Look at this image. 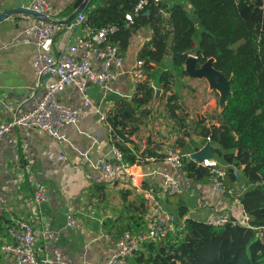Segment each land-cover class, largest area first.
I'll list each match as a JSON object with an SVG mask.
<instances>
[{
  "label": "trees",
  "instance_id": "trees-1",
  "mask_svg": "<svg viewBox=\"0 0 264 264\" xmlns=\"http://www.w3.org/2000/svg\"><path fill=\"white\" fill-rule=\"evenodd\" d=\"M137 1L89 0L83 11L84 26L120 25L108 41L118 46L121 57L137 30L151 31L137 52L145 80L135 86L130 99L118 98L107 111L111 145L130 163L140 164L147 156L164 159V153L152 147L140 149L134 140L144 118L151 114L146 106L155 98L156 89H161L157 100L166 99L163 109L177 127L173 148L185 145V134H196L202 145L211 144L217 158L239 169L237 177L229 172L225 185L235 188L249 226L238 222L215 226L185 217L188 207L178 201L173 213L181 222L177 233L160 242L145 243L128 264H264V0H184L171 4L160 0L151 2L146 8L149 14L143 10L127 27L126 14ZM80 3L76 0L73 5ZM189 54L197 57L198 64L213 57V66L227 78L232 76V81L231 95L222 111L198 113L187 121L177 82L186 76L183 64ZM156 67L167 68L157 74ZM182 161L187 178L207 183L206 167L197 166L190 156H183ZM129 194L127 190L120 193L121 200L127 202L124 211L128 215L125 222L118 216L111 224L107 232L112 238L147 228H137L143 224L137 215L147 210L145 199L137 196L130 201ZM5 219L0 212V229Z\"/></svg>",
  "mask_w": 264,
  "mask_h": 264
},
{
  "label": "crops",
  "instance_id": "crops-1",
  "mask_svg": "<svg viewBox=\"0 0 264 264\" xmlns=\"http://www.w3.org/2000/svg\"><path fill=\"white\" fill-rule=\"evenodd\" d=\"M75 1L46 0L51 7V17L57 21L65 20L83 2L81 0L79 5H73ZM162 1L171 4L176 0ZM30 2L31 0H0V12L10 7L28 6ZM35 19L28 13L12 14L0 23V125L10 121L16 112L32 108L41 95L42 89L37 85L31 65L36 47L23 33ZM84 34L83 24L74 27L70 38L66 32L59 31L53 37L55 54H66L74 39ZM150 34L151 31L141 28L129 38V44L123 53V74L104 97L97 85L85 81L89 99L104 112L114 108L116 100L122 98L121 94H133L135 86L128 71ZM158 68L157 73H160L167 67ZM182 82L186 85L183 86ZM197 84L207 87L203 81L191 79L187 74L177 82L180 103L188 114L187 121L199 113L191 111V102L187 98L188 87L192 86L191 91H194ZM160 94L161 91L158 97ZM60 99L67 106L74 107L81 97L73 87L68 86L61 93ZM165 102V98L157 100L156 97L146 106L152 110L151 114L144 118L145 123L134 137L140 149L152 147L163 153L167 144H175L177 127L163 109ZM186 130L182 128L185 133ZM63 132L67 137L63 144L33 129H22L21 132L12 129L1 138L0 212L6 219L0 229V243L10 221L15 217H25L37 231L44 230L47 233L45 238H40L37 242L38 259L51 254L53 248L58 247L62 257L71 264H103L114 246L112 240L106 239L104 234L109 235L107 231L116 222V217H122L124 222L127 219L128 213L124 211L127 202L120 198L123 190L130 191V201L137 196L138 199H145L147 210L144 214L137 215L143 221L137 227L139 229L143 225L144 229L161 210L176 212L178 201L188 207L185 217L203 221L216 210L234 217L244 214L242 207L234 205L229 196L220 195L213 198V207L195 210L196 199L205 194L207 183H197L187 178L183 168L177 171L183 188L182 194H165L161 189L162 173L168 170V165L164 160H145L154 156L145 157L144 162L135 166L141 191L136 192L126 179L103 180L94 170V165L99 158L110 153V126L107 122H100L95 113L81 118L78 125H66ZM184 140L185 145L176 148L183 156L196 151L195 147L200 149L204 145L200 144L201 137L196 134L187 133ZM60 156H64L63 159ZM217 162L219 163L218 160ZM39 183L45 185L49 200L42 204L40 212H35L31 207V199ZM68 206L74 210L76 223L67 228L65 210ZM0 262L9 263V257L4 256L2 251Z\"/></svg>",
  "mask_w": 264,
  "mask_h": 264
},
{
  "label": "built area",
  "instance_id": "built-area-1",
  "mask_svg": "<svg viewBox=\"0 0 264 264\" xmlns=\"http://www.w3.org/2000/svg\"><path fill=\"white\" fill-rule=\"evenodd\" d=\"M157 1L160 0H138L133 10L126 14L128 21L126 26L128 27L133 17L145 10L151 2ZM28 7L45 15L43 19L36 18L23 31L36 47L31 65L37 85L42 89L41 95L32 108L16 112L10 121L0 125V140L12 129L18 132L22 129H33L63 144L67 141L63 132L64 127L78 125L81 118L89 113L97 114L100 122H106L107 113L89 99L85 83L97 85L104 97L112 90V84L123 74V57L119 55L118 46L108 41L111 36L119 32L120 25L108 23L99 28L85 26V34L74 39L67 53L56 55L53 49V37L62 31L70 38L74 27L84 23V12L78 13L70 24H63L52 21L51 7L46 0H31ZM141 67L142 61L136 59L128 71L133 85L145 80ZM68 86L73 87L81 97L78 105L74 107L67 106L60 99L61 93ZM121 96L125 99L131 98L130 94H121ZM163 153L165 155L163 160L167 163L168 170L162 173L161 189L167 195H180L183 188L177 171L183 167V155L174 149L171 143L165 146ZM63 157L60 156L61 159ZM145 160L154 161L155 157H147ZM196 162L197 166L207 168L208 181L205 194L196 199L195 210L213 207V198L216 195L229 196L234 205L241 206L235 188L225 185L229 172L233 177L238 176L239 169L236 166H220L213 158ZM136 165L137 163L126 161L121 150L111 145L109 155L99 158L94 170L103 180L114 181L118 178L128 180L137 192L141 191L142 187L137 178ZM48 200L49 195L45 185L37 184L31 199V207L35 212H40L42 204ZM243 213L234 217L216 210L205 222L215 226L227 222H238L249 226L248 217L244 211ZM65 220L67 228L76 223L74 210L70 206L65 210ZM180 227L181 223L177 222L173 213L161 210L144 231H125L116 238L104 234L106 239L112 240L114 246L103 264H128L129 259L133 258L145 243L163 241L168 236L175 235ZM46 236V231H37L27 218L15 217L6 227L0 250L4 256L9 257L8 264H71L62 257L61 249L58 247L53 248L51 254H45L38 259L37 242Z\"/></svg>",
  "mask_w": 264,
  "mask_h": 264
},
{
  "label": "water",
  "instance_id": "water-1",
  "mask_svg": "<svg viewBox=\"0 0 264 264\" xmlns=\"http://www.w3.org/2000/svg\"><path fill=\"white\" fill-rule=\"evenodd\" d=\"M89 0H83V2L63 21H57V23L69 24L71 20L78 14L83 12L88 4ZM28 13L36 18H45L43 13H39L28 6L20 5L7 8L0 12V23L10 17L12 14ZM145 15L149 14V9L144 11ZM214 58L209 57L204 62L198 64L197 57L193 54H189L183 64V68L189 78L205 79L208 83V87L211 90H215L219 93L218 105L219 111H222L226 106L228 97L231 95L230 84L232 76L227 78L220 70H217L213 66ZM48 76V75H46ZM161 89H156L155 97H158ZM214 155L212 146L209 142H206L203 147L190 153L191 159L194 161H202L205 159H212ZM184 229V227H182Z\"/></svg>",
  "mask_w": 264,
  "mask_h": 264
},
{
  "label": "rangeland",
  "instance_id": "rangeland-1",
  "mask_svg": "<svg viewBox=\"0 0 264 264\" xmlns=\"http://www.w3.org/2000/svg\"><path fill=\"white\" fill-rule=\"evenodd\" d=\"M176 1L177 2H184V0H176ZM199 35H200V29L197 31V37H199ZM158 70H159V68H157V67L154 68V71L156 73L158 72ZM157 74H159V73H157ZM191 79H196V78H191ZM197 80L203 81L207 85V87L205 88V87L201 86V84H197V86H195L194 91H191V89H193L192 86L188 87V90H187L188 91V93H187L188 97L187 98L191 102V111L192 112L193 111L199 112V113H203V114L211 113L215 110L219 111V108H218L219 107V105H218L219 93L215 90L209 89L208 83L206 82L205 79H197ZM134 86H136V85H134ZM170 143L172 144V142H170ZM200 144L202 145V140L200 141ZM213 159H215L216 161L218 160L220 163L219 164L220 166H226L227 165L225 162H222L215 155H213Z\"/></svg>",
  "mask_w": 264,
  "mask_h": 264
}]
</instances>
